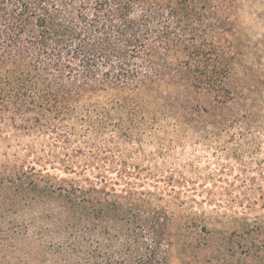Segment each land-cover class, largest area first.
<instances>
[{
    "label": "trees",
    "instance_id": "16d2710c",
    "mask_svg": "<svg viewBox=\"0 0 264 264\" xmlns=\"http://www.w3.org/2000/svg\"><path fill=\"white\" fill-rule=\"evenodd\" d=\"M249 3L264 21V0H0V144L30 137L29 152H63L67 174L86 150L113 165L123 144L165 152L190 135L259 152L264 36L253 44L241 20ZM110 169L101 187L33 166L0 175L16 264H171L170 215L135 189L109 197ZM233 223L264 264V214Z\"/></svg>",
    "mask_w": 264,
    "mask_h": 264
},
{
    "label": "rangeland",
    "instance_id": "374dc122",
    "mask_svg": "<svg viewBox=\"0 0 264 264\" xmlns=\"http://www.w3.org/2000/svg\"><path fill=\"white\" fill-rule=\"evenodd\" d=\"M261 10L251 3L241 10L253 44L264 36V21L257 18ZM262 138L259 152H223L217 143L193 135L165 152H157L150 141L143 146L123 144L120 152H109V156L115 155L113 165L98 161L95 152L86 150L79 154L77 174L65 173L63 165L53 161L63 152H29L25 147L32 138H12L6 145L2 143L4 146L0 144V175L12 173L21 165L33 166L82 182L90 178L101 187L97 176L113 168L107 174L109 197L124 198L128 195L121 191L123 188L135 189L170 215L171 264H258L253 256L241 253L238 244L242 238L228 230L236 216L264 214V134ZM122 160L128 162L127 167L121 165ZM88 161L92 163L86 167ZM121 169L128 172H119ZM11 222L10 217L0 218V264H16Z\"/></svg>",
    "mask_w": 264,
    "mask_h": 264
}]
</instances>
